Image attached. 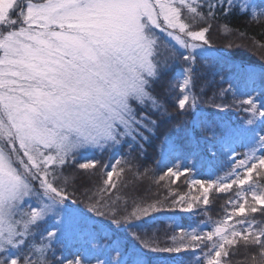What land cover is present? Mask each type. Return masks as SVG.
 Returning <instances> with one entry per match:
<instances>
[{
  "label": "snow or ice",
  "instance_id": "obj_1",
  "mask_svg": "<svg viewBox=\"0 0 264 264\" xmlns=\"http://www.w3.org/2000/svg\"><path fill=\"white\" fill-rule=\"evenodd\" d=\"M234 9L258 20L264 17V0H0V264H92L93 259L95 264H129L124 251L107 245H97L105 249L101 253L104 259L74 255L56 261L52 252L49 260L53 245L77 224L66 203L69 178L64 177L62 188L57 173L74 165L78 157L84 160L78 164L80 170L95 169L100 162L81 156L83 149L107 150L126 142V137L146 140L141 129L155 121L138 113L133 104L166 111L149 89L177 56L187 67L182 78L169 82L168 90L179 89L176 103L180 110L194 111L198 103L193 92L194 65L197 56L211 53L206 35L210 25L194 28ZM13 12L16 18H12ZM157 30L179 45H169L170 55L165 59L160 58L163 38ZM237 72L246 82L251 81L252 92L257 93L237 102L245 106L243 110L249 114L246 124L251 127L233 133L247 142L250 155L246 153V159L238 161L247 175L241 178L234 171L229 174L235 175L230 183L223 179L207 185L192 183L202 189L205 205L210 189L227 192L233 185L248 184L252 200L262 207H246L247 195L241 188L237 197L243 194V202H233L231 214L212 231L185 233L181 229L179 239L172 238L173 246L159 248L143 241L144 249L179 254L207 247L210 242L205 264H226L230 249L243 242L246 247H258L264 256V227L247 218L227 223L246 213L264 214V192L249 183L254 172L259 176V170H264V71L258 74L245 66ZM231 88L229 84L228 90ZM194 126L215 138L216 131L207 119L194 117ZM248 161L254 162L248 166ZM121 162L116 160L106 172V186L116 187L114 176L119 178L124 172L118 168ZM182 174L168 168L160 180ZM200 199L180 196L172 207L191 211ZM159 210L151 204L136 209L132 216ZM49 220L51 230L41 232L40 226ZM111 223L119 226L122 222ZM109 252L116 256L110 257ZM131 264L148 262L138 252Z\"/></svg>",
  "mask_w": 264,
  "mask_h": 264
},
{
  "label": "trees",
  "instance_id": "obj_2",
  "mask_svg": "<svg viewBox=\"0 0 264 264\" xmlns=\"http://www.w3.org/2000/svg\"><path fill=\"white\" fill-rule=\"evenodd\" d=\"M209 25L206 35L210 48L216 51L207 57L197 56L193 92L198 97V103L194 111L180 110L176 103L179 89L168 90L169 82L175 80L178 71L187 67L177 56L169 61L170 67L149 89L166 111H153L150 105L145 108L133 104L138 113L144 112L155 121V125L150 124L148 129H141L146 140L137 137V142L126 137V142L107 150L83 149L81 156L100 162L95 169L80 170L78 164L84 160L78 157L74 165L65 166L62 172L58 171V186L65 187L64 177L69 178L66 185L69 199L66 203L75 213L77 224L60 243L53 245L48 253L50 261L52 252L55 253L56 261L72 259L77 255L78 246L86 243L118 246L126 253L124 259L129 264L138 252L144 253L148 264H202L204 254L211 248L210 242L207 247L179 254L150 252L143 248L142 242L151 241L159 248H166L173 246V237L179 239L181 229L185 233L193 230L197 233L212 231L216 224L231 214L233 202L241 203L237 192L243 186L233 185L227 192L210 189L209 203L205 205L202 189L198 190L199 186L192 183L197 169L183 172L180 164L185 162L187 151L199 147L206 157L213 158L209 161L208 169L213 172L216 181L227 179L225 171L232 167L230 151L225 148L227 137L235 127H245L249 115L243 110L245 106L237 103L247 99L239 89L242 85L238 78L232 81L229 75L245 66L255 67L258 74L264 71V17L253 20L250 15L234 9L230 14L218 13L215 19L195 26L194 30ZM157 33L163 38L160 58L165 59L170 55L169 45L176 48L179 46H175L159 30ZM184 54L187 55V52ZM229 84L232 85L231 90H228ZM222 90L225 91L222 93ZM194 117L207 119L216 131L215 138L203 128L195 127ZM246 147L248 148L247 143ZM116 160L122 161L118 168H124V172L119 178L114 176L116 187L110 188L104 184V180L106 172L111 170L110 166ZM168 168L179 170L183 174L179 177L165 176L160 180ZM259 171L262 174L257 176L254 172L249 183L259 192H264V170ZM180 196H200L201 199L191 211H184L179 206L172 207ZM151 204L157 205L160 210L150 212L147 216L139 213L132 216L136 209ZM186 206L185 204L184 207ZM249 206L262 207L255 204L252 197L246 205ZM98 213L104 215L100 216ZM125 217L128 218L126 221ZM244 218L254 220L264 227V214L259 212L246 213L245 217L234 216L227 223L233 224L237 219ZM113 220H120L122 223L117 226L111 223ZM51 223L49 220L47 224H42L40 231L51 230ZM129 224L132 226L128 227ZM94 225L98 227L94 229ZM237 229L240 230L239 225ZM93 234L96 236L95 240L92 239ZM188 242L186 238L185 243ZM104 251L103 248L100 253ZM259 252L258 247H246L241 242L230 249L226 264H264V256ZM107 254L110 257L116 256V252ZM100 259H104V255L101 254Z\"/></svg>",
  "mask_w": 264,
  "mask_h": 264
},
{
  "label": "rangeland",
  "instance_id": "obj_3",
  "mask_svg": "<svg viewBox=\"0 0 264 264\" xmlns=\"http://www.w3.org/2000/svg\"><path fill=\"white\" fill-rule=\"evenodd\" d=\"M33 2H42V0H33ZM19 10L17 9V12ZM12 18H16V12L12 13ZM170 39V38H169ZM171 40V39H170ZM172 41V40H171ZM175 46H179L175 44V41H172ZM211 52H215V49H211ZM199 51V50H197ZM251 67V66H250ZM253 67V66H252ZM255 70H257L255 67H253ZM182 70L178 71V76H181ZM257 72V71H256ZM182 78V76H181ZM229 78L234 81V78H238L240 84L242 85L240 91H242L247 97L249 94L251 95H257L256 92H252L253 84L251 81L246 82L240 74H238L237 71L230 73ZM259 85L260 82L257 80L256 82V87H257V92L259 91ZM251 127L250 125H246L245 127L241 128H248ZM238 129L235 127V129L232 131V133L227 137V142H226V147L227 150L230 151L231 155V168L230 170H226L225 173H227V178L226 180H223L225 183H230L232 179H235V175H229L230 173L238 172L241 175V178H243L247 173L244 171V168L238 166V161L240 160H245L246 159V153L250 155L248 148L246 147V141L242 137H238L236 135H233L235 133V130ZM189 130V129H188ZM192 151H187L188 153L185 158V162H182L181 169L184 170L185 168L189 170H194L195 168L197 169V172L195 173L194 180L195 181H203L205 182V185H207L208 182L211 181H216V178L213 174L212 171L208 169V166L210 164V160L213 158H208L206 157L203 153V149L197 147L191 149ZM259 155V153H257ZM181 160V158L179 159ZM254 161H248V166L251 165V163ZM188 170V171H189ZM244 193L247 195L248 201L251 198V192L249 190V185L246 184L243 186ZM258 191V190H257ZM259 192V191H258ZM240 199L243 202L244 196L243 194L241 195ZM208 229V228H207ZM209 230V229H208ZM87 234V233H86ZM103 249V247H97V245H88L86 243H82L78 246L77 255H82V256H99L101 257L100 251ZM71 257V256H69ZM204 262V261H203ZM92 264H95V261L93 259Z\"/></svg>",
  "mask_w": 264,
  "mask_h": 264
}]
</instances>
